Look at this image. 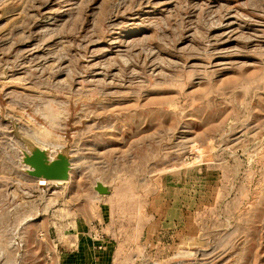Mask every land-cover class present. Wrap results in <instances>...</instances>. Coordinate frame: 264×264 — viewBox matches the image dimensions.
Here are the masks:
<instances>
[{
	"label": "rangeland",
	"instance_id": "rangeland-1",
	"mask_svg": "<svg viewBox=\"0 0 264 264\" xmlns=\"http://www.w3.org/2000/svg\"><path fill=\"white\" fill-rule=\"evenodd\" d=\"M0 264H264V0H0Z\"/></svg>",
	"mask_w": 264,
	"mask_h": 264
},
{
	"label": "water",
	"instance_id": "water-1",
	"mask_svg": "<svg viewBox=\"0 0 264 264\" xmlns=\"http://www.w3.org/2000/svg\"><path fill=\"white\" fill-rule=\"evenodd\" d=\"M24 163L28 166V173L38 179L63 181L70 175V160L64 154L49 159L44 152L33 149L30 154L25 155ZM95 189L103 194L108 192L107 187L100 182H97Z\"/></svg>",
	"mask_w": 264,
	"mask_h": 264
},
{
	"label": "bare ground",
	"instance_id": "bare-ground-1",
	"mask_svg": "<svg viewBox=\"0 0 264 264\" xmlns=\"http://www.w3.org/2000/svg\"><path fill=\"white\" fill-rule=\"evenodd\" d=\"M38 181H39V183H44V182L46 183L47 180H44L43 178H40ZM60 181H62V180H60Z\"/></svg>",
	"mask_w": 264,
	"mask_h": 264
}]
</instances>
